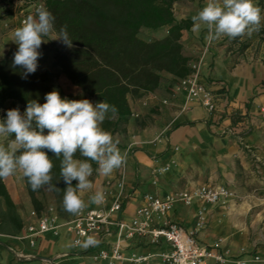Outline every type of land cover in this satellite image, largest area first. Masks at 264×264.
Segmentation results:
<instances>
[{
    "label": "crops",
    "instance_id": "crops-1",
    "mask_svg": "<svg viewBox=\"0 0 264 264\" xmlns=\"http://www.w3.org/2000/svg\"><path fill=\"white\" fill-rule=\"evenodd\" d=\"M205 4L206 0H197L193 6H181L175 18L177 21L191 19ZM17 27L16 20L0 21V60L17 48L11 41ZM160 30L162 32L158 33L162 36L156 39H162L168 33L166 28ZM205 36L203 26L199 33H194L191 28L183 31L181 43L184 53L192 58L191 65L198 66L201 80L217 92L219 111L211 115L198 103H186L184 94L177 91L179 81L172 75L163 74L155 92L147 93L139 100H130L131 117L119 131L112 133L119 141L121 152L127 156L126 165L111 176L95 173L90 177L93 188L85 195L86 202L88 195L96 190L103 191L106 181L116 180L124 172L127 192L131 196L122 214L126 220L131 219L146 193L164 197L179 191L215 185L229 188L230 184H236L240 195L248 194L255 205L264 204V36L253 33L251 37L230 39L225 36L215 41H206ZM39 51L42 53L39 67L54 70V56L68 48L57 40H49ZM60 76V85L65 92L81 93V89L65 75ZM157 168L167 170L156 175L157 184L154 185L153 172ZM4 181L24 227L29 225L33 222L30 213L34 208L25 178L16 173ZM112 191L117 194L115 188ZM46 193L50 195L51 192L46 190ZM97 207L96 204L88 205V208ZM228 208L201 202L189 207L177 204L170 220L190 229L197 212L206 209L207 225L198 240L204 245L222 240V247L233 260L244 259L241 232L248 228L249 212ZM263 214L264 209H255L256 220L250 226L261 225ZM72 239V235L62 229L57 236L37 237L35 246H31L30 240L25 238L24 228L17 236L0 234V264H49L39 257L56 259L58 264H102L93 261V254L99 248H110V243L115 240L109 238L98 247L84 249L74 248ZM166 250V245L155 246L136 239L130 242L127 253L158 255ZM252 252L262 261L248 264H264V247L254 245ZM65 254L68 257L62 258Z\"/></svg>",
    "mask_w": 264,
    "mask_h": 264
},
{
    "label": "trees",
    "instance_id": "trees-1",
    "mask_svg": "<svg viewBox=\"0 0 264 264\" xmlns=\"http://www.w3.org/2000/svg\"><path fill=\"white\" fill-rule=\"evenodd\" d=\"M180 1L196 0H46V8L56 18L57 32L67 25L73 47L54 56V70L38 67L27 79L21 77L22 69L11 66L17 48L11 50L0 60V109L9 101L24 109L29 100L43 104L45 94L56 89L68 99H89L93 103L104 100L114 105L117 113H109L111 118L102 126L111 133L119 131L132 115L130 100L155 92L163 74L180 81L194 72L192 58L184 53L181 43L183 31L193 26L192 20L177 21L174 14V5ZM163 28L168 33L162 39L148 41L141 37L143 30ZM61 74L79 87L81 93L65 92L57 82ZM48 155L54 160L52 183L60 189L50 194L58 217L68 221L74 215L62 207L67 185L62 178L59 180L60 161L51 152ZM25 183L33 208L40 215L47 206L44 198L47 189L33 191L26 179ZM76 183L73 181V186ZM23 228L17 206L5 181L0 180V234L17 236Z\"/></svg>",
    "mask_w": 264,
    "mask_h": 264
},
{
    "label": "clouds",
    "instance_id": "clouds-1",
    "mask_svg": "<svg viewBox=\"0 0 264 264\" xmlns=\"http://www.w3.org/2000/svg\"><path fill=\"white\" fill-rule=\"evenodd\" d=\"M55 20L52 12L40 5L35 15L29 14L14 30L11 41L18 47L11 66L23 70V79L37 71L42 44L57 40L69 49L73 47L67 25L57 32ZM191 20L194 33H199L202 26L206 29V41L225 36L236 39L251 36L264 26V9L254 0H206ZM44 100L43 104L29 100L23 113L12 108L0 118V180L20 173L33 191H59L52 183L54 160L48 155L51 152L60 161L59 180L62 178L67 185L62 207L78 216L89 204L105 202L101 190L88 195L85 201V195L93 188V172L108 177L127 163L119 141L102 126L111 118L109 113L115 115L118 109L104 100L93 103L89 99L61 97L56 89L46 93ZM93 164L97 165L95 169ZM73 181L77 182L75 186ZM100 243L95 236L88 235L72 246L87 249Z\"/></svg>",
    "mask_w": 264,
    "mask_h": 264
},
{
    "label": "built area",
    "instance_id": "built-area-1",
    "mask_svg": "<svg viewBox=\"0 0 264 264\" xmlns=\"http://www.w3.org/2000/svg\"><path fill=\"white\" fill-rule=\"evenodd\" d=\"M46 7V0H0V21L16 20L21 26L22 21L29 15H35L38 6ZM194 72L180 80L177 91L184 94L186 103H198L209 114L219 111V96L216 91L208 88L199 76L197 65L192 66ZM167 103V101H164ZM260 161L258 156H254ZM167 168H157L156 175ZM113 188L117 194L114 195ZM105 202L97 208L86 207L80 215H74L70 220H61L55 207L49 212L45 210L39 215L35 210L30 213L33 222L24 227L25 238L35 246L36 238L45 234L59 235L66 229L72 235V243L84 240L88 235L95 236L101 242L115 238L110 248H99L92 259L102 264H248L250 259H236L222 247V240L204 245L198 240V235L207 225L205 209H200L195 217L194 225L187 229L170 220V214L177 204L192 206L195 202L209 205L225 204L233 196L228 187L208 186L192 191H179L164 197L146 193L131 219L122 218L124 205L131 197L127 192L124 172L116 180H108L104 184ZM113 196L114 198H110ZM143 240L150 245H166L167 250L158 255L127 253L130 242ZM81 248V247H74ZM245 255V252H242ZM68 257L67 254L61 256ZM51 259V258H49ZM49 264H58L56 259L46 260ZM252 261H262L258 255H253Z\"/></svg>",
    "mask_w": 264,
    "mask_h": 264
},
{
    "label": "rangeland",
    "instance_id": "rangeland-1",
    "mask_svg": "<svg viewBox=\"0 0 264 264\" xmlns=\"http://www.w3.org/2000/svg\"><path fill=\"white\" fill-rule=\"evenodd\" d=\"M197 1V0H196ZM254 2L260 6L262 9H264V0H254ZM195 4V2H187V1H180L177 2L174 5V14L179 13L181 10V6H193ZM158 32H162L160 31H148V30H143L141 32V37L145 40H152L155 39L156 37H161L162 35L159 34ZM262 34L264 36V26H262L260 28L259 31L254 32V34ZM252 36V35H251ZM250 36V37H251ZM46 63V59L43 57V64ZM49 65V64H48ZM40 69L45 70L43 68L40 67ZM59 84H61V76L59 77L58 81ZM12 108H19L21 113H23L25 111L24 108L19 107V106H15L12 104V102H7V106L5 108H3V110H0V118H4L6 116V111L8 109H12ZM2 139V138H0ZM240 167L238 166L237 170H239ZM247 185H245L246 187ZM229 189L232 192L233 196L230 200H228V202H226L225 204H220V205H225L229 208H239V209H246L248 210L249 214L247 215V220H248V228L242 230L241 232V236H243V240L242 243L243 245H245V247H242V252H245L246 258H244L245 260L250 259V262L255 263L254 261H252L253 255L255 253L252 252V249L254 248V245L257 246H262L264 247V214L261 216L260 221H261V225H259L256 228H253L250 226V223H254L255 222V217H254V213H255V209L258 210H263L264 209V204L261 205H255L254 204V199L250 198V196L248 194H244V195H240L237 192L236 189V184H230L229 185ZM45 200H46V210L49 212V209L51 207H54V198L53 196L50 194L47 195V193L44 196ZM228 208V209H229ZM205 213H206V209H205Z\"/></svg>",
    "mask_w": 264,
    "mask_h": 264
},
{
    "label": "water",
    "instance_id": "water-1",
    "mask_svg": "<svg viewBox=\"0 0 264 264\" xmlns=\"http://www.w3.org/2000/svg\"><path fill=\"white\" fill-rule=\"evenodd\" d=\"M38 259H46V260H50L51 261V259H49V258H41V257H39Z\"/></svg>",
    "mask_w": 264,
    "mask_h": 264
}]
</instances>
